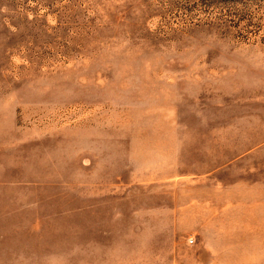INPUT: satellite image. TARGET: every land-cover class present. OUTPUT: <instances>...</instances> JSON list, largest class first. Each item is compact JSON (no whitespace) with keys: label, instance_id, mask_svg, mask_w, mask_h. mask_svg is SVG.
Wrapping results in <instances>:
<instances>
[{"label":"rangeland","instance_id":"374dc122","mask_svg":"<svg viewBox=\"0 0 264 264\" xmlns=\"http://www.w3.org/2000/svg\"><path fill=\"white\" fill-rule=\"evenodd\" d=\"M0 264H264V0H0Z\"/></svg>","mask_w":264,"mask_h":264}]
</instances>
